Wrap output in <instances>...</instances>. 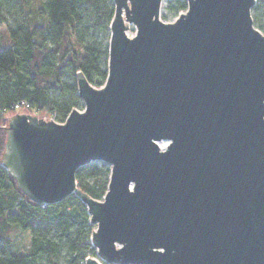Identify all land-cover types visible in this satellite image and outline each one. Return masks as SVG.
<instances>
[{
  "label": "water",
  "instance_id": "1",
  "mask_svg": "<svg viewBox=\"0 0 264 264\" xmlns=\"http://www.w3.org/2000/svg\"><path fill=\"white\" fill-rule=\"evenodd\" d=\"M113 0L107 74L76 72L64 121L15 113L0 165L31 200L94 224L83 264H264V34L256 0ZM131 25L132 34L128 33ZM109 164L101 199L75 173Z\"/></svg>",
  "mask_w": 264,
  "mask_h": 264
},
{
  "label": "trees",
  "instance_id": "2",
  "mask_svg": "<svg viewBox=\"0 0 264 264\" xmlns=\"http://www.w3.org/2000/svg\"><path fill=\"white\" fill-rule=\"evenodd\" d=\"M186 6L185 0H171L167 8L179 13ZM113 12V0H0V27L5 24L0 35V161L7 117L18 111L15 103L51 111L62 122L81 106L77 71L92 85L103 84ZM5 35L8 45L2 46ZM109 172L105 163L92 161L77 169V186L101 199ZM16 228L30 234L23 252L10 251ZM93 228L77 196L35 202L0 165V264H83L95 256Z\"/></svg>",
  "mask_w": 264,
  "mask_h": 264
},
{
  "label": "rangeland",
  "instance_id": "3",
  "mask_svg": "<svg viewBox=\"0 0 264 264\" xmlns=\"http://www.w3.org/2000/svg\"><path fill=\"white\" fill-rule=\"evenodd\" d=\"M169 1H171V0H162V4H161L160 16H161V18L163 16H165V18H162L165 21H172L178 14V13H173L171 10H169L167 8ZM181 11H184V10H181ZM251 15L253 18L254 26L264 34V0H256L255 1V4L251 8ZM4 28H5V24H2V26L0 27V35H3L5 33ZM133 32H134V27L131 25V27L128 30V33L132 34ZM6 38H7V35H5V37H3V45L2 46L8 45V43L4 42V40ZM75 108L81 110L83 108V101L81 100V106H77ZM25 112H29L32 115H41V116L46 115L48 117L47 120L50 119V120H54L56 122H59L56 120L55 116L53 115V112L48 111V110H33V109L26 110V108L23 107V108L18 109V111H16L15 113H25ZM15 113H13V114H15ZM10 116H8L7 118H9ZM105 164L107 166H109V164H107V163H105ZM92 225L95 227L94 224H92ZM29 238H30L29 231H24V230L17 229V228L14 229V231L11 234V242L12 243L10 246V251H12V252H14V251L23 252L25 247L28 244Z\"/></svg>",
  "mask_w": 264,
  "mask_h": 264
},
{
  "label": "built area",
  "instance_id": "4",
  "mask_svg": "<svg viewBox=\"0 0 264 264\" xmlns=\"http://www.w3.org/2000/svg\"><path fill=\"white\" fill-rule=\"evenodd\" d=\"M27 106H28V104H26V103H24V102H21V103H15V104L13 105V107H14L15 109H20V108L27 107Z\"/></svg>",
  "mask_w": 264,
  "mask_h": 264
}]
</instances>
